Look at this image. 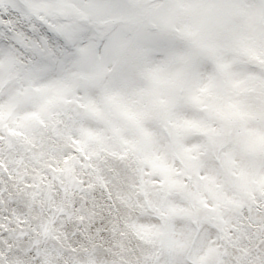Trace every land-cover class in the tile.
Masks as SVG:
<instances>
[{
    "label": "snow or ice",
    "instance_id": "6c2138e0",
    "mask_svg": "<svg viewBox=\"0 0 264 264\" xmlns=\"http://www.w3.org/2000/svg\"><path fill=\"white\" fill-rule=\"evenodd\" d=\"M0 264H264V0H0Z\"/></svg>",
    "mask_w": 264,
    "mask_h": 264
}]
</instances>
